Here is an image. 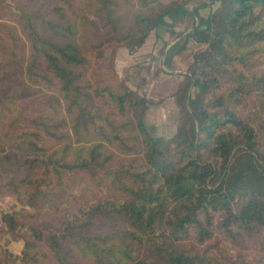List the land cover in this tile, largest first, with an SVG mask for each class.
Returning <instances> with one entry per match:
<instances>
[{"label": "trees", "instance_id": "1", "mask_svg": "<svg viewBox=\"0 0 264 264\" xmlns=\"http://www.w3.org/2000/svg\"><path fill=\"white\" fill-rule=\"evenodd\" d=\"M223 1L189 32L214 28L179 81L168 138L147 131L143 95L82 68L109 43L133 50L166 17L195 14L185 0H41L18 8L22 37L0 23V188L54 213L7 215L27 217L25 246L45 242L58 264H258L233 249L254 238L264 250V0ZM38 256L22 252L25 264ZM12 258L0 249V264Z\"/></svg>", "mask_w": 264, "mask_h": 264}, {"label": "rangeland", "instance_id": "2", "mask_svg": "<svg viewBox=\"0 0 264 264\" xmlns=\"http://www.w3.org/2000/svg\"><path fill=\"white\" fill-rule=\"evenodd\" d=\"M171 1L174 0H163L165 3H170ZM6 2L7 5L0 6V23L14 27L16 32L14 33L12 29L10 32L15 36L22 37L16 22L18 8L35 9L39 7L41 0H6ZM200 2L208 3L209 7L199 8L200 16H198L197 20L215 13L218 9H222L221 11L225 12L226 5L223 0H214L212 3L211 0H185V7L196 8ZM52 3L53 1H49L46 7H49ZM91 18L97 26L100 25L98 17L93 15ZM194 25L195 20L188 17L179 24L178 28L182 29L179 32H172L169 29L161 31L166 37L164 42L154 37V29H152L149 34L156 40V45L152 46V52L148 51L150 45H146L149 34L145 41L133 51L127 50L128 47L126 45H110L109 43L101 57L95 58L90 54L89 62L82 68L84 75L89 80H91L93 75L95 83L100 85H117L119 82H123L130 89L143 95L148 102V107L145 109L143 117L147 131L153 136L168 138L174 134L178 124V105L174 98V93L179 81L187 70L193 54L206 47L214 30L211 26L202 28V32L198 34L191 33L190 36H187ZM179 33L182 34L179 35ZM0 36L6 41L9 39L6 27L1 28ZM9 42L4 45H9ZM169 42H172L171 45L169 44L170 46L167 45ZM134 51H136L135 54H133ZM145 53L146 55H144ZM42 92L40 85H35L33 90L35 96L30 99L28 104L34 114L39 110L41 111L43 106V97L40 96ZM249 105L250 103L247 102L246 108H249ZM95 106H99L98 101H95ZM80 181H83V179L78 176L72 179L71 190L75 186H79ZM63 183H66V181H63ZM4 188L6 187L0 188V249H6L13 254L9 264H25L22 259L23 251H27L29 254L39 252V259L37 261L36 258L33 261L29 260L30 264H58L45 242L39 241L25 246L22 239L23 236L20 235H22L21 231L25 232V229H21V221H24L27 218L26 216L16 215L17 223L14 225L9 222L7 216L14 212L24 213L26 211L25 213H39L41 216L50 218L54 215L53 211L33 210L25 205L24 202H21L14 191L10 188ZM70 188L65 190L64 198L70 194L78 195L77 192L70 191ZM70 200V198L66 201L64 200L62 204L64 209L66 205H69ZM55 216L58 217L59 213H56ZM66 245L68 247L69 243ZM233 250L241 252L242 257L249 261L264 264V250L254 238L242 240L240 248ZM68 252L73 258H77L75 249L73 251L68 249ZM83 262L93 264L89 258L84 259Z\"/></svg>", "mask_w": 264, "mask_h": 264}, {"label": "crops", "instance_id": "3", "mask_svg": "<svg viewBox=\"0 0 264 264\" xmlns=\"http://www.w3.org/2000/svg\"><path fill=\"white\" fill-rule=\"evenodd\" d=\"M211 3H212V1H211ZM205 4V5H204ZM209 4L208 3H206V2H200L199 3V5H198V7H196V8H187L190 12H192V10H196V13L194 14V13H192V14H186L185 16H183V17H181V18H178V19H175V20H172L171 18H165V22H166V24H163V25H160V26H158L156 29H154V37H156L157 39H159V40H161L162 42H164L165 41V38L166 37H164V33H161V31H163V30H166V29H169L170 31H174V32H179L180 30H182L181 28H178L179 27V24L180 23H182L183 21H185L188 17L190 18V19H193V20H195V25L200 21V20H197V18H198V16H200V14H199V8H203V7H207ZM209 7V6H208ZM206 16H204V18H205ZM202 18V17H201ZM200 18V19H201ZM194 25V26H195ZM194 30V27H193V29L191 30V31H193ZM182 33H179V35H181ZM187 36H190L189 35V33H188V35ZM178 37V36H177ZM191 38V37H190ZM192 39V38H191ZM156 40H154L153 38H152V35L151 34H149V36H148V41L146 42V45H150V49L148 50L149 52H152V46L155 44L156 45ZM173 42V41H172ZM172 42H169L167 45L168 46H170L171 44H172ZM189 42V41H188ZM198 42V41H197ZM198 43H200V42H198ZM201 43H203V42H201ZM170 44V45H169ZM135 49V48H134ZM133 49V50H134ZM127 50H129V49H127ZM133 50H129V51H133ZM135 52L136 51H134V53L133 54H135ZM144 55H146V53L144 54Z\"/></svg>", "mask_w": 264, "mask_h": 264}]
</instances>
